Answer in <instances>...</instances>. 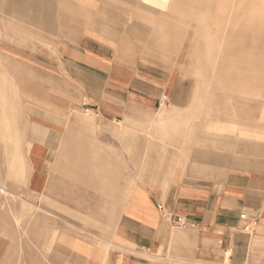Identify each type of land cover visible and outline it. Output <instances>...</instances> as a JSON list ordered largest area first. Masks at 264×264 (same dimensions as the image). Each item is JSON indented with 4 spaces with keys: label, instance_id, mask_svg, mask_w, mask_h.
Masks as SVG:
<instances>
[{
    "label": "crops",
    "instance_id": "crops-1",
    "mask_svg": "<svg viewBox=\"0 0 264 264\" xmlns=\"http://www.w3.org/2000/svg\"><path fill=\"white\" fill-rule=\"evenodd\" d=\"M56 1L1 0V100L11 94L10 104L22 108L23 190L70 209L55 196L71 188L66 176L73 165L62 163L59 171V156L82 151L73 142L84 123L72 113L93 115L96 125L144 122L161 108L156 100L174 66L166 64L165 42L148 40L144 48V33L129 22L131 7ZM201 141L197 156L166 145L143 151L139 176L111 218L108 239L84 242L53 226L48 232L56 240L47 242L45 264H162L170 253L200 262L264 264V170L231 165L229 153L219 163L211 135ZM65 215L58 213L61 220ZM177 216L190 225L179 227Z\"/></svg>",
    "mask_w": 264,
    "mask_h": 264
},
{
    "label": "rangeland",
    "instance_id": "rangeland-1",
    "mask_svg": "<svg viewBox=\"0 0 264 264\" xmlns=\"http://www.w3.org/2000/svg\"><path fill=\"white\" fill-rule=\"evenodd\" d=\"M86 3L131 7L129 22L144 33V48L148 40L166 43L162 52L166 64L174 69L169 71L164 96L156 100L162 106L152 118L131 126L123 122L96 125L93 115L82 110L72 113L84 123L73 142L82 151L73 157L59 156V171L62 163L73 165L66 176L71 188L55 196L69 202L71 208L47 203L44 195L33 198L23 190L26 158L24 142L17 134L24 127L18 123L22 108L10 104L11 94L6 100L4 93L1 100L0 0V264H45L47 242L52 237L56 240L48 232L53 226L64 227L84 242L107 240L111 218L120 211L132 178L139 176L143 151L166 145L197 156V146L205 145L202 136L211 135L208 143H212L215 161L221 163L226 159L222 154L229 153L231 165L264 170V0ZM167 104L190 105L179 110L167 108ZM25 143L29 147L30 142ZM61 212L67 220H61ZM1 239L5 240L2 254ZM161 263L224 264L172 253Z\"/></svg>",
    "mask_w": 264,
    "mask_h": 264
},
{
    "label": "built area",
    "instance_id": "built-area-1",
    "mask_svg": "<svg viewBox=\"0 0 264 264\" xmlns=\"http://www.w3.org/2000/svg\"><path fill=\"white\" fill-rule=\"evenodd\" d=\"M157 207L161 212L163 211V207L161 205H158ZM241 217H244V214H242ZM175 222L179 227L182 228H186L190 225V222L186 216H177Z\"/></svg>",
    "mask_w": 264,
    "mask_h": 264
}]
</instances>
